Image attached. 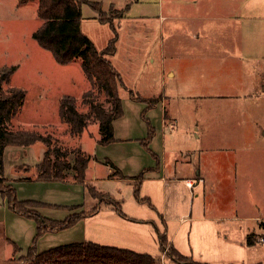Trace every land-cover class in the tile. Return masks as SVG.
Here are the masks:
<instances>
[{"label": "rangeland", "instance_id": "374dc122", "mask_svg": "<svg viewBox=\"0 0 264 264\" xmlns=\"http://www.w3.org/2000/svg\"><path fill=\"white\" fill-rule=\"evenodd\" d=\"M89 1L98 3L101 12L95 10L91 4H83L82 31L95 43L98 50H102L114 36L111 27H116L118 39L113 64L122 73L125 83L132 87L131 89L125 84L126 87L120 89L124 114L116 122L118 138L114 135L117 144L108 149H100L97 146V141L100 140L97 123L88 125L78 142L69 136L66 125L59 119L61 98L71 95L80 101L82 94L90 88V82L79 59L60 64L49 51L40 47L33 37L34 31L41 23L37 16V0L24 5H18L17 0H0V75L3 71L15 67L10 75V85L22 88L26 93L25 104L13 120L14 127L49 133L59 143H80L91 156L85 183L72 180L70 176L68 179L52 180L55 182L46 185L42 181L21 182L20 179L16 183L12 182L17 198L51 203L41 206L42 208L28 206V209L40 210L43 216L56 220L89 212L97 206L100 208L97 216L82 218L68 228L38 234L37 224L11 210L8 200L0 194V264H30L28 255L31 248L35 253H40L58 245L84 241L149 254L156 259V264H192L190 261H178L170 255V239L174 247L192 261H212L214 264H264V242L258 239L260 236L264 237V232H258L263 235L254 237L253 245L239 246L236 241L243 237L245 228H240L241 221L230 218L235 214L233 206L230 210L225 208V213L218 216L220 221L172 222L173 228H169L168 232L169 240L165 249L161 250L159 232L162 235L165 230L159 223L156 210L146 202L138 203L133 192L134 185L140 179L139 174L145 173L151 165L154 169L162 167L160 152L156 155L150 147L156 133L159 137L162 136L164 111H171L177 120L173 123L174 127L166 131L165 138L161 137V142L168 151L179 149L182 154H186L208 148L213 149L217 156H223L235 147L245 150L246 145L251 148L264 146V98H244L239 94L254 87L252 84L256 79L251 77L254 72L249 70L253 68V60L248 70L241 72L245 78L240 81V76L230 74L229 65L224 58L217 55L203 57L205 55L202 52L200 56L195 53L191 55L194 43L191 38L185 37L187 28L194 32L195 28H205L208 22L214 25V29H221L222 24L219 22L232 11L228 8L233 0ZM247 2L249 4L253 0ZM241 13L253 18V5L246 7ZM99 17L105 18L104 23ZM212 17L214 23L205 21ZM251 23L254 24L253 19L247 21V26ZM169 28L180 31V40L176 39L179 41L178 52L182 55V61L176 63L175 78L171 80L166 77V83H162L161 68L164 65L159 56V43L161 36L169 33ZM219 49H222V46ZM152 52L157 55L154 61L151 60V57L155 59L151 56ZM189 59L190 63L187 62ZM163 61L169 65L168 56ZM129 90L144 98L147 94H161L162 91H173L176 96L174 102L169 99L166 105L163 104L166 106L164 109L165 106L159 103V95L148 97L147 102L131 98ZM233 92L236 94L230 96ZM155 100L157 102L151 106L149 103ZM150 135L153 137H149ZM29 146L8 147H27L21 153V161L30 160L32 156L33 159L36 156L41 159L44 144L38 142ZM112 156L117 164L112 161ZM131 157L132 161L144 163L145 168L139 170L135 164L131 166L128 162ZM96 159H101L107 164L112 162L120 173L114 174L113 167L112 174L116 177L109 178L106 165L95 163ZM225 160L228 159L225 157ZM7 167L9 177L19 171L14 165L10 166L9 161ZM223 168L225 166L222 162H216L218 172H223ZM69 175H72V172ZM195 175L192 177L195 182L192 189L186 186L185 181L173 184L177 185L175 190L180 196L189 195L190 192L200 194L194 198V211L197 210L198 203L203 202L205 186L204 182L197 181V174ZM86 184L109 194L111 201L121 202L123 211L134 218L123 219L119 214L107 209L106 206L111 203L108 204L106 198L95 197ZM156 184L158 186V183L151 184L146 181L140 187V196L146 197L155 193ZM242 185L238 179V184L227 185L224 182L220 187L229 188L231 191L227 193L226 190L223 193L228 195L227 200L231 201L237 195L239 204L254 191L258 196L259 190L262 191L264 197V184L252 185L249 189ZM152 195V206L160 205L161 197ZM200 208L202 210V207ZM153 218L158 223L159 232L153 224L148 223L153 222L150 220ZM260 222L264 224V221ZM218 241L224 244L225 248L219 247Z\"/></svg>", "mask_w": 264, "mask_h": 264}, {"label": "trees", "instance_id": "16d2710c", "mask_svg": "<svg viewBox=\"0 0 264 264\" xmlns=\"http://www.w3.org/2000/svg\"><path fill=\"white\" fill-rule=\"evenodd\" d=\"M17 1L18 5H24L32 0ZM85 3L99 10L100 5L89 0H37V16L41 23L34 31L33 37L39 46L49 51L60 64L80 60L83 72L90 82V88L82 94L80 101L71 95L61 98L59 119L66 125L69 136L78 142L88 125L97 123L100 133L99 142L106 145L115 140L114 120L124 114L120 89L126 86L110 59V56L116 52L118 31L116 27H111L114 30V36L104 49L98 50L94 42L82 31V5ZM99 20L104 23L105 18L99 17ZM14 69L15 67H11L0 75V194L8 200L11 210L36 222L38 234L48 230L68 228L83 217L93 215L97 208L80 215H71L64 220L50 219L39 211L29 210L28 206L36 208L46 204L37 200L17 198L15 187L5 175L4 152L7 146H29L41 142L45 146V153L37 165L38 179L63 180L72 172L74 179L80 183H85L86 169L91 156L80 143L75 145L59 143L49 133H42L37 129L14 127L13 120L26 100L25 90L10 85V75ZM129 94L133 99L149 101L148 98L141 97L133 90H129ZM156 102L155 100L149 104L152 106ZM109 164L114 167V174L120 173L112 162ZM86 186L95 197L106 198L119 210V203H113L107 194L89 184ZM134 192L139 201L152 205L149 197L140 196L138 185ZM121 213L126 216L122 211ZM159 237L160 249L164 250L169 239L166 233L159 234ZM247 241L249 245L255 243L252 235L248 236ZM170 255L178 261L208 264L192 261L173 244H170ZM28 259L30 264H156V259L149 254L92 241L62 244L40 253H35L31 248Z\"/></svg>", "mask_w": 264, "mask_h": 264}, {"label": "crops", "instance_id": "0c3cea01", "mask_svg": "<svg viewBox=\"0 0 264 264\" xmlns=\"http://www.w3.org/2000/svg\"><path fill=\"white\" fill-rule=\"evenodd\" d=\"M231 3L232 4L228 9L232 11H230L226 16H223L221 21L219 20L220 21L219 23L222 24L221 29H214L213 28L214 25L209 22L206 24L205 28L204 27L201 29L195 28L194 32H191V29L187 28L186 31L187 33H185V37L189 39L191 38L194 43V45H192L194 48L193 52L191 51L190 54L193 55L192 53H195V55L200 56L199 54L200 52H202V54L205 55L203 57H209V56L213 57L214 55H217L221 58H224V61H226V63L229 65V71L231 72L230 74H235L240 76V78L238 79L240 81L245 78V76L243 77L241 75V72L243 70L247 71L248 67L251 64V61L253 60V68L249 70H251V72H254L252 73L254 74V76L251 75L252 79L253 78L256 79V82H253V84L251 81V84L254 85V87L252 89H249V91L246 90L244 92H239V94L242 95V97L244 98L256 97L262 99L264 98V0H253V2H250L249 4L247 0H233V2ZM252 5L254 7L253 18L249 16L246 17L244 13H241L244 11L246 7ZM251 19H253L254 24L251 23L249 24L248 27L247 21H251ZM205 21L213 22L214 19L213 17L211 19L207 18L205 19ZM168 31H169L168 34L166 33V35L161 36L159 43V48L161 50L159 56L161 57L162 64L164 65L161 68V71L164 74V75L162 74V79H163L162 83L166 81L165 80L166 77H169L171 80L175 78L177 73L176 63L182 61V55H180L178 52L179 41L177 42L176 39L178 38V40H180V31L179 29H172V28L171 29L169 28ZM221 46L222 49H219ZM153 52L151 53V56H154L155 59L151 57L152 61L157 59V55H155ZM115 54L110 56L112 62ZM167 56H168L169 65H166V62L163 61V59H165ZM190 59L187 61L188 63H190ZM120 74L124 81V77L122 76V73ZM128 86L131 87V85ZM235 94L236 92H233L230 93L229 95L232 96ZM147 95L148 96H146V98L151 97L152 95H159L160 96L159 103L161 105L163 104L166 105L169 99L172 102H174L173 99L176 96L173 91H168V92L162 91L161 94L154 93L151 95L150 94ZM233 97H237V96H233ZM165 108L166 106L164 107V109ZM120 118L122 117H119L117 119ZM117 119L114 120L113 125H114V134L118 138V130L116 127ZM176 121H177L176 117L174 114L171 113V111L169 113L164 111V114L162 116V126H161L162 127L161 137L163 139L165 138L166 131L170 128H173L174 127L173 123H175ZM156 134L153 138L154 142L151 145L152 147H150V150L156 155H159L160 152V157H162V161H161L162 167L161 169L159 168L154 169L151 165L149 166V169L145 171V173L143 172L139 174L138 177L140 178L139 179L140 181L138 180V183L134 185L133 192L135 191V187L138 185L139 193H140V187L146 181H149L151 184L153 182L158 183V186L156 184L154 187L156 190L155 193H150L148 196L150 198V201L153 198L152 194H156L158 197L159 196L161 197L160 205H155L156 207L155 206L153 207L151 205V207L153 208V210H156V216L159 218V223L163 226L165 230L164 232L167 234V237H168L169 228H173L172 222L201 221V220L220 221L221 219L218 216L220 214L225 213V208H228L230 210V207L232 209V206L235 214H233V216L230 218L235 221H241L242 225L240 226V228L241 227L245 228L243 231V237L240 238L239 241H236V243H238L239 246H244V247L250 246L247 241L249 235H252V240L256 236L258 237L259 235H263L258 233L259 231L264 232V224L260 222V221H264L263 192L258 189L260 197L254 191L252 192V195L250 196L247 195L245 197L244 202L239 204L237 195H235L234 199H232L231 201L230 199L227 200L228 195L226 194L223 195V193H225L226 190H228L227 193L228 192L231 193V191L229 190V188L227 189L225 187L224 189L220 187V185L222 183L224 184V182L227 185L238 184V179L243 184L242 186H245L248 189L252 185L255 186L256 184H264V146L251 148L248 145H246L245 150H243L242 147L241 148L235 147L233 149L228 150L227 153L230 154L229 156L228 154L223 156H217V154L214 153L215 151L213 149H208V148H206L205 150H201L200 152L193 153L192 151V152H187L186 154H182L179 149L175 151L166 150V147L161 142V137H159ZM149 137L152 138L153 136H149ZM115 144H117L116 140L106 145L100 144L97 141V146L100 149H108L109 147ZM8 148L11 147L7 146V148L5 149L4 167L7 178L10 183H12L13 181L14 183H16V181L20 179L22 180L21 182H31L34 180L42 181L44 185L56 181V180L55 181L39 180L37 177L38 176L37 165L44 157L45 148H43L44 150L41 151L42 152L40 155L41 159H39V157L37 156L35 157V159H33L32 156L30 160L25 159L29 162L20 160L23 149L27 147H15L11 149ZM8 154H9L8 161L10 166L14 165V168L16 167L19 170L16 171L12 177L11 176L9 177L7 174ZM225 157L228 160H225ZM112 161L115 164H117L114 156H112ZM218 161L222 162L225 166V168H223V172L221 173L216 170V162ZM94 162L97 164L104 163V165H106L107 168L106 173L108 174V177L109 178L116 177L114 174H112L113 167L111 165L105 163V161H101V159L100 160L96 159L94 160ZM128 162L130 163L131 166H134L135 164V166H137V169L139 170L145 168L143 167L144 163L141 164L140 162H137L135 160L132 161V157L128 160ZM88 170H89V165L86 169V175ZM191 173L193 175H189ZM195 174H197L196 177L197 181L204 182L205 186L203 187V195H202L203 202L202 201L199 202L197 205V210L194 211V198L199 197L200 194L198 193L197 195H195L190 192L189 195L185 194L180 196L177 194L175 190L177 185H173V184L180 182L183 183L185 181L186 186L192 189L193 187H189L187 185V181L192 180V177L196 176ZM68 176L72 177L71 179L74 180L73 175H68ZM68 176L65 179H68ZM220 191L222 192V194ZM107 195L109 196V194ZM134 196H135V192H134ZM135 199L136 201H138V203L141 202L136 198V196ZM30 200H34V199H30ZM43 202L44 201H42V203ZM116 202L119 203L118 205L119 210L116 209L112 203L111 205H107L106 208L119 214L123 219L129 220L130 218H134L133 215L131 216L130 214H127L126 212L123 211L121 202L119 201ZM44 204L51 205V203L49 202H44ZM200 207H202V210ZM96 208L97 211L93 215H88L86 217L97 216V214L100 213L99 211L100 208H98V206ZM121 211L124 214H126V216L122 215ZM226 213L228 214V212ZM136 220L138 221V219ZM150 220L153 222L148 221V223H150L151 225L153 224L156 230L159 232L158 223L154 221V218ZM173 237L174 236H172V238ZM227 240L230 241L229 238ZM169 241L171 244H173V241L171 239ZM218 245L219 247L225 248L224 244H220L219 241H218ZM211 262L212 261H207L204 263L214 264Z\"/></svg>", "mask_w": 264, "mask_h": 264}, {"label": "built area", "instance_id": "2783aa9c", "mask_svg": "<svg viewBox=\"0 0 264 264\" xmlns=\"http://www.w3.org/2000/svg\"><path fill=\"white\" fill-rule=\"evenodd\" d=\"M187 185H188L189 187H193L194 182H193L192 180H188V181H187ZM258 239H259L260 242H264V237H263V236H260Z\"/></svg>", "mask_w": 264, "mask_h": 264}]
</instances>
